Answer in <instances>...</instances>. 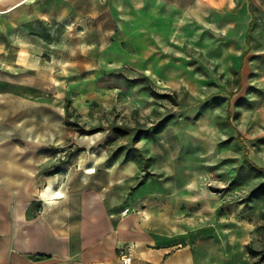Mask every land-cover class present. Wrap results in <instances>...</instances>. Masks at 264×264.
Instances as JSON below:
<instances>
[{
	"label": "rangeland",
	"instance_id": "rangeland-1",
	"mask_svg": "<svg viewBox=\"0 0 264 264\" xmlns=\"http://www.w3.org/2000/svg\"><path fill=\"white\" fill-rule=\"evenodd\" d=\"M19 1L0 0V140L67 160L68 186L137 166L117 198L176 202L264 264V2L236 42L218 0Z\"/></svg>",
	"mask_w": 264,
	"mask_h": 264
},
{
	"label": "crops",
	"instance_id": "crops-1",
	"mask_svg": "<svg viewBox=\"0 0 264 264\" xmlns=\"http://www.w3.org/2000/svg\"><path fill=\"white\" fill-rule=\"evenodd\" d=\"M218 1L223 32L242 41L253 20L252 5L264 0ZM54 160L0 140V264H124L127 245L132 246L131 264L244 263L245 239L229 251L213 235L211 219L181 217L183 208L167 201L136 212L122 196L117 198V182L133 177L137 166L127 167L117 180L108 177L100 183L95 176L68 186L69 173L80 169L69 170L67 160Z\"/></svg>",
	"mask_w": 264,
	"mask_h": 264
},
{
	"label": "built area",
	"instance_id": "built-area-1",
	"mask_svg": "<svg viewBox=\"0 0 264 264\" xmlns=\"http://www.w3.org/2000/svg\"><path fill=\"white\" fill-rule=\"evenodd\" d=\"M129 209H125V213L128 212ZM122 260L124 262V264H131L133 261V253H132V246L131 245H127L124 248V252H123V256H122Z\"/></svg>",
	"mask_w": 264,
	"mask_h": 264
},
{
	"label": "bare ground",
	"instance_id": "bare-ground-1",
	"mask_svg": "<svg viewBox=\"0 0 264 264\" xmlns=\"http://www.w3.org/2000/svg\"><path fill=\"white\" fill-rule=\"evenodd\" d=\"M23 1H24V0H21V1L17 2L16 4H14V5L10 6V7H9V9H13V8H15V7L19 6L20 4H22V3H23ZM92 171H93V170H92ZM51 183H52V182H51ZM52 193H53V192H52Z\"/></svg>",
	"mask_w": 264,
	"mask_h": 264
},
{
	"label": "trees",
	"instance_id": "trees-1",
	"mask_svg": "<svg viewBox=\"0 0 264 264\" xmlns=\"http://www.w3.org/2000/svg\"><path fill=\"white\" fill-rule=\"evenodd\" d=\"M263 257H260V259H258L257 261L253 262L252 264H261Z\"/></svg>",
	"mask_w": 264,
	"mask_h": 264
}]
</instances>
